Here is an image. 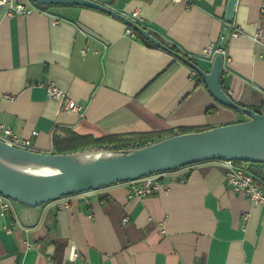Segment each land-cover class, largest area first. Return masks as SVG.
<instances>
[{"label": "crops", "instance_id": "obj_1", "mask_svg": "<svg viewBox=\"0 0 264 264\" xmlns=\"http://www.w3.org/2000/svg\"><path fill=\"white\" fill-rule=\"evenodd\" d=\"M103 3L129 19L136 13L138 25L205 72L212 62L201 49L222 46V78L241 81L240 102L259 106L264 0H237L229 24L227 0ZM31 5L23 16L0 7V124L29 149L79 152L104 137L151 144L233 121L188 66L128 35L121 20L83 6ZM46 84L81 104L82 115L48 98ZM244 168L264 189V163ZM164 178L167 191L136 200L124 182L38 206L15 202L0 217V264H264V211L227 186L219 161Z\"/></svg>", "mask_w": 264, "mask_h": 264}, {"label": "water", "instance_id": "obj_2", "mask_svg": "<svg viewBox=\"0 0 264 264\" xmlns=\"http://www.w3.org/2000/svg\"><path fill=\"white\" fill-rule=\"evenodd\" d=\"M38 6H83L111 15L134 32L184 63L199 75L215 101L247 117L246 120L215 126L202 131L172 135L146 146L117 151L94 150L54 154L19 148L0 139V194L25 206H38L56 199L124 183L152 174L174 171L206 161L234 160L260 162L264 152V112L235 104L220 86L223 57L216 54L209 72L173 51L148 31L105 4L91 0H29ZM237 0H227L224 21L229 24ZM102 151L115 154L110 159H79L84 153ZM2 160L24 161L46 166L49 173L33 175L13 170Z\"/></svg>", "mask_w": 264, "mask_h": 264}, {"label": "built area", "instance_id": "obj_3", "mask_svg": "<svg viewBox=\"0 0 264 264\" xmlns=\"http://www.w3.org/2000/svg\"><path fill=\"white\" fill-rule=\"evenodd\" d=\"M100 4H104L103 0H91ZM32 2H14L12 0H0V7H5V14L7 16H23L27 15L34 10L31 5ZM35 5V4H34ZM261 14H264V4L260 8ZM136 13H133L132 20H135ZM126 33L130 36H135L136 33L130 27H127ZM168 47L171 45L168 44ZM216 54L224 56V50L222 46L213 47L208 45L201 49L199 57L212 62ZM191 75L195 76L196 73L191 70ZM48 98L62 100L63 109L82 115L83 106L68 97L60 91L53 84L43 85ZM0 139L9 145H13L19 148L29 149V140L19 139L14 135L11 130L0 124ZM225 170V182L227 186L235 192L243 194L252 206H257L264 211V189H262L258 183L257 178L249 173L243 165L236 163L234 160H221L219 161ZM165 172L144 176L135 180L128 181L127 199L136 200L150 194L160 193L161 191H167L168 186L164 178ZM15 201L11 200L0 194V217L6 218L11 210ZM128 221L127 217L122 219V223ZM13 223H10V226ZM5 232H9V227L4 228ZM163 233V231L161 230Z\"/></svg>", "mask_w": 264, "mask_h": 264}, {"label": "trees", "instance_id": "obj_4", "mask_svg": "<svg viewBox=\"0 0 264 264\" xmlns=\"http://www.w3.org/2000/svg\"><path fill=\"white\" fill-rule=\"evenodd\" d=\"M140 38L147 45L154 47L147 40L143 39L142 37H140ZM155 38H157V37H155ZM170 48L173 51L178 52V50L173 45H171ZM189 59L192 62L196 63V61L194 59H192V58H189ZM196 76L199 78L200 81H202V79H201V77L199 75L196 74ZM219 82H220V86H221L223 92L225 93V95L231 101H233L235 104L243 106L245 108L253 109L255 112H259L261 110H264V96H261L259 106H246V105H243L240 102L239 97L241 95L242 86L243 85H242L241 81H239L235 77H231L230 80L228 82H226L222 78V73H221ZM234 112H236V111H234ZM240 117L241 118H239L237 121H242V120H246L247 119V117L245 115H243V114H241ZM210 128H212V127H210ZM206 129H209V128H206ZM202 130H205V129H199V130H196V131H202ZM184 132H186V131L185 130H179L178 131V133H184ZM178 133H174L173 135H176ZM88 143L89 144L87 145V147L79 149V152L94 151V150H105V151L128 150V149L140 148V147H143V146H146V145L149 144L144 139H138V140H136L133 143H130L128 145H121L113 137H104V138H100V139H90ZM70 153H77V151L69 152V153H56V154H70ZM236 163H238L240 165H243V166L249 164V162L245 163V162H239V161H236Z\"/></svg>", "mask_w": 264, "mask_h": 264}, {"label": "bare ground", "instance_id": "obj_5", "mask_svg": "<svg viewBox=\"0 0 264 264\" xmlns=\"http://www.w3.org/2000/svg\"><path fill=\"white\" fill-rule=\"evenodd\" d=\"M115 156H116L115 154L97 151V152L84 153L75 158L100 160V159H110ZM255 157L259 159H264V152L257 154ZM2 163L5 164L7 167L12 168L13 170L27 174L44 175L49 173L46 166L40 164H32L29 162L14 161V160H2Z\"/></svg>", "mask_w": 264, "mask_h": 264}, {"label": "rangeland", "instance_id": "obj_6", "mask_svg": "<svg viewBox=\"0 0 264 264\" xmlns=\"http://www.w3.org/2000/svg\"><path fill=\"white\" fill-rule=\"evenodd\" d=\"M225 109H226V111H228L230 113V115H232V116L228 117V120H233V122H236L239 118H241L240 113L234 112L232 109H229L227 107H225ZM217 126H219V125H217Z\"/></svg>", "mask_w": 264, "mask_h": 264}]
</instances>
